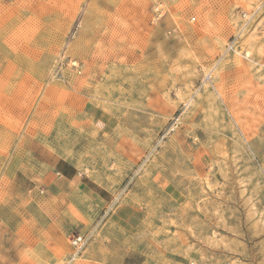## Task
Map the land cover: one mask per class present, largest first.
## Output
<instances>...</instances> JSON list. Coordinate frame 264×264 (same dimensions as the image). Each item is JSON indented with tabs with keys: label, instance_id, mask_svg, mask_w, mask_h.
Masks as SVG:
<instances>
[{
	"label": "rangeland",
	"instance_id": "obj_1",
	"mask_svg": "<svg viewBox=\"0 0 264 264\" xmlns=\"http://www.w3.org/2000/svg\"><path fill=\"white\" fill-rule=\"evenodd\" d=\"M0 264H264V0H0Z\"/></svg>",
	"mask_w": 264,
	"mask_h": 264
},
{
	"label": "crops",
	"instance_id": "obj_2",
	"mask_svg": "<svg viewBox=\"0 0 264 264\" xmlns=\"http://www.w3.org/2000/svg\"><path fill=\"white\" fill-rule=\"evenodd\" d=\"M54 174L56 176L52 179L50 185H53L57 179L58 183H65L66 181L76 180L77 177V173L71 167L67 166L66 163H61L60 167H56Z\"/></svg>",
	"mask_w": 264,
	"mask_h": 264
},
{
	"label": "bare ground",
	"instance_id": "obj_3",
	"mask_svg": "<svg viewBox=\"0 0 264 264\" xmlns=\"http://www.w3.org/2000/svg\"><path fill=\"white\" fill-rule=\"evenodd\" d=\"M237 54H239V52L237 53ZM213 74H214V71H213V69H212V71H210V73H208V78L209 77H212L213 76ZM80 240V237H77V238H75L74 240H73V244H77V242Z\"/></svg>",
	"mask_w": 264,
	"mask_h": 264
},
{
	"label": "built area",
	"instance_id": "obj_4",
	"mask_svg": "<svg viewBox=\"0 0 264 264\" xmlns=\"http://www.w3.org/2000/svg\"><path fill=\"white\" fill-rule=\"evenodd\" d=\"M157 10L159 9V7H158V5H156V7H155Z\"/></svg>",
	"mask_w": 264,
	"mask_h": 264
}]
</instances>
